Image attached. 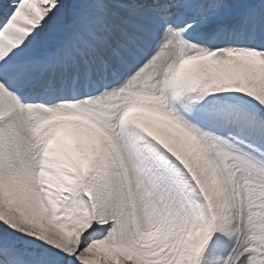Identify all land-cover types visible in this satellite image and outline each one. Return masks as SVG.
I'll use <instances>...</instances> for the list:
<instances>
[{
  "label": "snow or ice",
  "instance_id": "obj_1",
  "mask_svg": "<svg viewBox=\"0 0 264 264\" xmlns=\"http://www.w3.org/2000/svg\"><path fill=\"white\" fill-rule=\"evenodd\" d=\"M0 264H264V0H0Z\"/></svg>",
  "mask_w": 264,
  "mask_h": 264
}]
</instances>
